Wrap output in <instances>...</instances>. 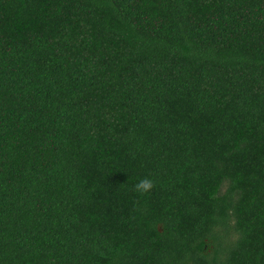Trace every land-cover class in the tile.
<instances>
[{
	"label": "trees",
	"instance_id": "trees-1",
	"mask_svg": "<svg viewBox=\"0 0 264 264\" xmlns=\"http://www.w3.org/2000/svg\"><path fill=\"white\" fill-rule=\"evenodd\" d=\"M0 264H264V0H0Z\"/></svg>",
	"mask_w": 264,
	"mask_h": 264
},
{
	"label": "clouds",
	"instance_id": "clouds-1",
	"mask_svg": "<svg viewBox=\"0 0 264 264\" xmlns=\"http://www.w3.org/2000/svg\"><path fill=\"white\" fill-rule=\"evenodd\" d=\"M135 190L140 194H147L154 188V182L145 177L137 182L134 186Z\"/></svg>",
	"mask_w": 264,
	"mask_h": 264
}]
</instances>
